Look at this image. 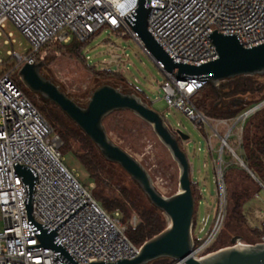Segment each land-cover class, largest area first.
Instances as JSON below:
<instances>
[{"label":"built area","instance_id":"1","mask_svg":"<svg viewBox=\"0 0 264 264\" xmlns=\"http://www.w3.org/2000/svg\"><path fill=\"white\" fill-rule=\"evenodd\" d=\"M136 0H0V29L11 24L26 40L29 50L23 55L13 54L14 70L25 63H36L39 50L49 42L66 45L73 38L87 41L101 30L129 35L144 53L151 55L132 33L123 17L134 9ZM147 31L173 61L200 65L217 59L214 47L206 39L213 32L237 33L242 46L248 48L264 42V0H147ZM6 43V42H5ZM10 54V52H8ZM164 75L160 84L162 100L190 120L195 128L209 127L220 142L217 163L222 162V150L228 149L242 166L243 162L227 144L235 138L240 144L246 119L255 111H244L233 119H210L197 111L191 98L202 81L177 79L166 72L160 61L154 60ZM120 65L113 56L105 65ZM118 72V71H116ZM233 120L221 137L217 128ZM213 127V128H212ZM237 129V132L234 130ZM177 131L171 130L178 138ZM62 142L54 134L37 109L19 89L11 74H0V264H64L53 261L50 249L27 251L26 247L40 245L27 222L22 183L13 164L22 166L37 181L32 193L31 215L34 221L53 230L81 204H86L57 230L60 243L78 264L90 262L114 263L130 260L139 251L126 238L119 213L108 215L92 198L63 163ZM211 148V138L207 140ZM209 151V150H208ZM243 167V166H242ZM220 210L210 230L192 255L202 258L222 228L225 216V194L219 170ZM253 177V175L250 173ZM254 178V177H253ZM255 179V178H254ZM256 180V179H255ZM258 187L264 186L258 182ZM92 188V185H90ZM253 198L261 203L252 210L253 219L264 224V200L256 193ZM205 220L202 222L203 231ZM204 223V224H203ZM135 226L136 219L131 218ZM194 243V242H193ZM264 243V234L259 242ZM256 244V243H255ZM247 245L240 240L235 246ZM171 264H183L172 261Z\"/></svg>","mask_w":264,"mask_h":264},{"label":"rangeland","instance_id":"2","mask_svg":"<svg viewBox=\"0 0 264 264\" xmlns=\"http://www.w3.org/2000/svg\"><path fill=\"white\" fill-rule=\"evenodd\" d=\"M71 46V44L60 45L51 41L42 47L36 55V61L43 63L40 73L58 86L70 99H74L79 106H85L91 92L97 87L95 74L101 70L118 71L123 75L127 83V87L122 86L123 89L135 95L147 105L149 104L152 110L162 115L170 130H179L187 137L186 140H181L180 138L179 140L190 164L194 199L199 202L194 210V222L197 228L193 237L202 239L205 233L210 230L220 210L219 170L221 169L225 203L227 190L224 173L228 165L241 169L256 184L258 180H255L250 173L239 165V162L228 149L224 148L222 150L223 163L219 166L216 158L220 150V142L217 138L213 137L212 130L209 127H202L201 125L195 128L194 124L183 114L173 108H167L161 98L162 92L160 90V84L164 80L163 73L157 69L154 61L144 53L137 42L129 35L110 32L107 29L101 30L93 36L82 51V56L79 57L72 53ZM28 50L29 46L23 36L11 24L6 23L4 28L0 29V74L4 71L9 72L12 79L19 82V89L23 94L32 97V100L27 98L34 107V103L37 105L49 104L52 107L54 105L42 102L37 95L32 94L20 82L17 77V71L14 72L15 60L11 56V53L23 55ZM113 56H116L120 63L118 70L115 64L105 65ZM235 79L240 83H248L252 88V91L232 99L229 109L232 111L236 110L238 112L236 116H238L264 101V76L238 77ZM191 102L194 106L198 107L203 103V97L195 94L191 98ZM54 108L60 116L65 117L55 106ZM103 126L110 140L138 161L146 170L152 180L153 186L162 196L170 197L178 191L179 169L177 164L172 159L168 150L155 136L151 126L128 111H116L109 114L104 119ZM232 126L233 120L227 122V125L219 126L217 131L223 137L227 129ZM234 132H237V129ZM241 137L240 144L233 137L227 140V144L233 149L236 156L240 153ZM208 138H211L212 144L211 148H208L209 151L207 150ZM81 146V144L73 142L71 146L72 150H67L62 155L60 147V154L66 168L76 175L77 180L83 187L90 190V185H92V188L95 185L89 182L87 171L80 165L74 154L81 152ZM105 179L108 183V186L103 190L105 197H120L122 190L130 194L135 189H138L131 179L115 164H113V167L107 169ZM239 180H241L239 177L232 175L233 182ZM262 184L264 186V183ZM256 193L264 200L262 189L258 187ZM260 206L261 203L251 197L244 205V220L240 222L239 229L236 231H226L224 234L221 233L213 249L218 250L229 246L232 238H237L241 242L251 244L253 240L251 230L259 226L252 217V210ZM130 213V220L131 218H135L137 223L135 212L131 211ZM130 220L128 221V225ZM204 220L206 222L203 226V231L198 233V229H202V222ZM166 227L167 223L165 222ZM0 228H2L1 221ZM166 263L171 264L169 260Z\"/></svg>","mask_w":264,"mask_h":264},{"label":"water","instance_id":"3","mask_svg":"<svg viewBox=\"0 0 264 264\" xmlns=\"http://www.w3.org/2000/svg\"><path fill=\"white\" fill-rule=\"evenodd\" d=\"M147 0H136L134 9L123 19L131 27L132 33L143 44L152 60L162 63L166 72L177 79L196 80L208 83L217 89L221 82L238 77L264 76V42L244 48L237 33L210 32L206 39L214 47L217 59L200 65L176 62L170 58L147 31ZM42 62L25 63L17 70L20 82L42 102L54 105L84 136L95 146L100 156L109 163L117 165L137 186L148 203L161 212L167 227L144 242L138 254L130 260L106 263L101 260L88 264H151L161 259L180 261L183 264H264V243L235 246L237 238L230 245L210 254L195 258L192 255V226L195 200L191 185V168L179 138L187 137L177 131L179 138L171 132L162 115L152 110L146 103L131 93H124L108 84L96 87L90 94L85 106H79L51 80L41 75ZM264 101L256 105L257 110ZM116 111H128L151 126L153 133L168 150L179 169L178 191L170 196H162L153 186L146 170L128 153L115 145L108 137L103 126L104 119ZM221 152V150H220ZM247 171L246 167L242 165ZM25 196L27 222L40 245L26 247L27 251L50 249L54 252L53 261L64 264H78L60 243L57 230L86 202L81 204L53 230L38 224L31 215L32 193L37 181L22 166L13 164ZM248 172V171H247ZM249 173V172H248Z\"/></svg>","mask_w":264,"mask_h":264},{"label":"trees","instance_id":"4","mask_svg":"<svg viewBox=\"0 0 264 264\" xmlns=\"http://www.w3.org/2000/svg\"><path fill=\"white\" fill-rule=\"evenodd\" d=\"M92 38L84 42H80L73 38L69 43V45H72V53L77 57L82 56V51ZM16 71L17 70H14V72ZM4 73L8 72L4 71L1 74ZM41 75L47 79L42 73ZM95 76L97 87L102 84H108L124 93H129L126 89L122 88V86L127 87V83L120 72L101 70L99 73L95 74ZM17 85L19 86V82H17ZM249 91H252V88L248 83H240L236 79L222 82L217 89L213 88L208 83H204L196 92V94L203 97V103L198 107H194L207 118L220 120L231 119L238 114L236 110L232 111L229 109L232 99L248 93ZM25 96L32 100L31 96ZM72 100L78 104L74 99ZM34 105L53 133L59 136L62 142V155L65 154L67 150H72L71 146L73 142L82 145L81 152L74 154L80 165L87 171L89 182L95 185L94 188H90V194L107 214L112 215L115 211L120 213V221L126 224L125 235L130 243L135 247H140L144 242L151 239L165 228V219L163 215L148 203L139 189H135L133 193L130 194L122 190L120 197H105L103 190L108 186L105 174L109 167H113V164L106 162L100 156L91 141L84 136L74 124L65 117L60 116L54 106L51 107L49 104L37 105L36 103H34ZM239 148L240 153L237 157L243 162L247 171L251 173L255 179L260 183H264V105L246 119L242 130L241 146ZM224 175L227 190L225 217L222 228L208 248V252H214L216 250L213 249V246L221 233L224 234L226 231H236L239 229L240 222L244 220V205L258 191L256 182L239 168L228 165ZM232 175L239 177L241 180L233 182ZM198 204L199 202L195 200V206ZM131 211H134L136 214L137 223L135 226L128 225ZM196 228L197 225L193 219L192 237ZM251 232L253 233L251 244L259 242L261 235L264 234V224L255 227ZM193 242L194 245L199 244L194 237ZM166 261L167 259H161L152 264H167ZM169 261L172 263L171 260Z\"/></svg>","mask_w":264,"mask_h":264},{"label":"bare ground","instance_id":"5","mask_svg":"<svg viewBox=\"0 0 264 264\" xmlns=\"http://www.w3.org/2000/svg\"><path fill=\"white\" fill-rule=\"evenodd\" d=\"M261 103V102H260Z\"/></svg>","mask_w":264,"mask_h":264},{"label":"crops","instance_id":"6","mask_svg":"<svg viewBox=\"0 0 264 264\" xmlns=\"http://www.w3.org/2000/svg\"><path fill=\"white\" fill-rule=\"evenodd\" d=\"M149 105V104H148Z\"/></svg>","mask_w":264,"mask_h":264}]
</instances>
